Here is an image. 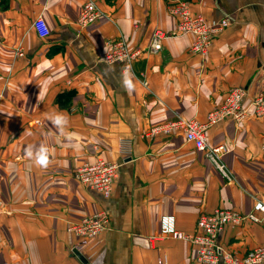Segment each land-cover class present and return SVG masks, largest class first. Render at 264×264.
Returning <instances> with one entry per match:
<instances>
[{
    "label": "crops",
    "instance_id": "0c3cea01",
    "mask_svg": "<svg viewBox=\"0 0 264 264\" xmlns=\"http://www.w3.org/2000/svg\"><path fill=\"white\" fill-rule=\"evenodd\" d=\"M85 1L0 0V264H199L189 241L149 236L162 214L193 233L199 214L215 207L245 217L220 235L228 251L241 256L264 244V220L253 210L264 203L263 119L211 126L207 151L178 131L144 135L178 115L204 120L230 88L245 87L248 99L264 88V0H93L99 16L80 27ZM177 1L210 24L228 20L206 55L177 31L168 10ZM155 30L164 37L154 53ZM117 37L138 52L130 72L101 61ZM121 139L131 141L128 154ZM41 146L47 167L27 156ZM215 146L222 149L214 155ZM96 156L119 164L108 196L75 177ZM100 210L110 218L105 231L83 239L68 230Z\"/></svg>",
    "mask_w": 264,
    "mask_h": 264
},
{
    "label": "built area",
    "instance_id": "2783aa9c",
    "mask_svg": "<svg viewBox=\"0 0 264 264\" xmlns=\"http://www.w3.org/2000/svg\"><path fill=\"white\" fill-rule=\"evenodd\" d=\"M170 14L176 19L177 31L180 33H190L193 41L190 51L193 53L206 55L211 45L214 34L228 24L227 19H222L217 24H210L202 15L193 14L186 1H177L168 7ZM99 16V9L93 0H86L78 13L77 24L85 27L93 23ZM33 25L38 36L45 38L49 34L41 16L34 19ZM164 33L155 30L150 42V52H158L162 48ZM138 52H130L128 44L123 37L111 40L108 48L101 56V61L105 63H119L123 72H130L132 62L137 57ZM249 118L264 120V88L248 99L245 87L236 86L227 90L220 104L213 107L207 113L204 120L185 118L178 115L176 118L151 126L144 133L146 136H154L158 133L180 132L187 142L193 144L198 150L207 151L206 132L207 130L225 120L231 119L236 124H240ZM131 148L130 139H121L119 150L128 154ZM222 146H215L209 152L218 153ZM217 169L222 175H226L225 166L213 158ZM119 164L117 162L105 160L96 156L92 161L83 162L75 170V177L86 188L99 192L104 196L110 195L114 181L118 174ZM253 210L260 214L264 220V203L257 201ZM2 202L0 200V213ZM245 217L238 212L215 207L199 214L196 220V228L193 233L179 231L175 226V217L172 214H162L159 219V232L151 235V240L159 238L173 237L189 241L194 249V260L199 264H264V244L248 250L245 254L238 256L228 251L220 241V235L225 227L230 224H240ZM250 219L257 220L254 215ZM110 227V218L106 211L100 210L82 217L80 220L68 225V230L73 234L88 239L105 231ZM157 264H167L165 257L157 260Z\"/></svg>",
    "mask_w": 264,
    "mask_h": 264
},
{
    "label": "clouds",
    "instance_id": "9594fccd",
    "mask_svg": "<svg viewBox=\"0 0 264 264\" xmlns=\"http://www.w3.org/2000/svg\"><path fill=\"white\" fill-rule=\"evenodd\" d=\"M47 149L44 146H41L38 150L35 151V153L33 152L32 148L30 147L27 151V156L30 159L34 160V163L37 166H41V167H47L49 164V159H48V155H47Z\"/></svg>",
    "mask_w": 264,
    "mask_h": 264
},
{
    "label": "water",
    "instance_id": "95a60500",
    "mask_svg": "<svg viewBox=\"0 0 264 264\" xmlns=\"http://www.w3.org/2000/svg\"><path fill=\"white\" fill-rule=\"evenodd\" d=\"M73 253L81 262H85V258L80 254L77 249H73Z\"/></svg>",
    "mask_w": 264,
    "mask_h": 264
}]
</instances>
